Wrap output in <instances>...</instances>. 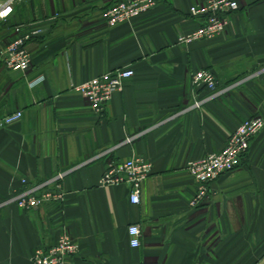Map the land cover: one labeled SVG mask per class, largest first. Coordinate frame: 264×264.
<instances>
[{
    "label": "crops",
    "instance_id": "1",
    "mask_svg": "<svg viewBox=\"0 0 264 264\" xmlns=\"http://www.w3.org/2000/svg\"><path fill=\"white\" fill-rule=\"evenodd\" d=\"M116 1L20 0L0 25V53L15 24L41 27L25 70L0 57V112L22 111L0 126V264H30L60 236L78 244L68 264H264V125L194 205L185 168L221 149L244 116H264V0H237L221 33L185 43L178 34L197 22L189 6L203 0H156L110 22ZM127 66L100 112L73 87ZM199 67L213 70L216 89L194 84ZM131 156L151 164L138 203L128 184L100 182L108 161ZM58 171V187H41L59 197L31 210L12 200L29 186L41 194L36 185Z\"/></svg>",
    "mask_w": 264,
    "mask_h": 264
},
{
    "label": "built area",
    "instance_id": "2",
    "mask_svg": "<svg viewBox=\"0 0 264 264\" xmlns=\"http://www.w3.org/2000/svg\"><path fill=\"white\" fill-rule=\"evenodd\" d=\"M20 0H0V22L6 20ZM156 0H117L107 6L104 14L110 22L126 20L139 11L149 8ZM239 8L237 0H203L189 6V13L196 17L197 22L180 32L179 42L185 43L196 39L211 37L221 33L230 12ZM16 35L10 39L0 53L4 65L11 70H25L31 62L27 42L37 35L41 27L33 22H21L14 25ZM133 73L130 66L114 68L86 80L73 84V87L84 96L96 112H100L110 99L113 91L120 89L123 80ZM192 81L210 89L217 88V80L211 68L199 67L192 73ZM195 105L200 101L195 100ZM22 115L20 109L0 112V125L18 120ZM264 125L261 114L244 116L228 134L224 145L217 151L208 152L198 158L187 160L185 168L195 181L196 189L192 204H196L207 192L208 183L219 174L232 169L248 150L250 137ZM151 164L140 156H131L123 160H110L101 174L102 184L124 182L129 186V200L138 203L141 181L150 173ZM65 171L56 174L36 185L59 186V180ZM25 181V178H22ZM35 186L16 193L12 200L23 210H31L43 205L44 202L59 197L50 189H43L39 195L34 194ZM129 243L132 247L139 245L140 230L136 224L127 227ZM78 252V244L67 236H60L56 243L49 247H36L29 255L30 264H68V258Z\"/></svg>",
    "mask_w": 264,
    "mask_h": 264
},
{
    "label": "rangeland",
    "instance_id": "3",
    "mask_svg": "<svg viewBox=\"0 0 264 264\" xmlns=\"http://www.w3.org/2000/svg\"><path fill=\"white\" fill-rule=\"evenodd\" d=\"M18 6H19V1H17V2L14 4V9L17 8ZM4 22H5V21H4ZM2 24H4L3 21L0 22V25H1V26H2ZM14 36H15V35H14ZM14 36H13V37H14ZM13 37H11L10 39H12ZM254 114H258V113H257L256 111H253V112L249 113V115H254ZM8 124H9V123H8ZM4 125H6V124H4ZM0 126H3V125H0Z\"/></svg>",
    "mask_w": 264,
    "mask_h": 264
}]
</instances>
